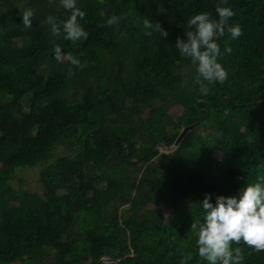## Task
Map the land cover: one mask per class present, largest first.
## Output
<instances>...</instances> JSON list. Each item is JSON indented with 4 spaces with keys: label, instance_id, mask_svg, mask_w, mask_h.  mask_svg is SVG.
<instances>
[{
    "label": "trees",
    "instance_id": "16d2710c",
    "mask_svg": "<svg viewBox=\"0 0 264 264\" xmlns=\"http://www.w3.org/2000/svg\"><path fill=\"white\" fill-rule=\"evenodd\" d=\"M22 1L0 7V264H207L189 234L198 201L264 180V0H228L243 31L220 39L229 77L207 94L172 45L217 0H77L89 36L75 42L51 34L47 18L70 15L60 0ZM143 16L168 37L145 36ZM42 163L43 195L12 187L17 168Z\"/></svg>",
    "mask_w": 264,
    "mask_h": 264
},
{
    "label": "clouds",
    "instance_id": "9594fccd",
    "mask_svg": "<svg viewBox=\"0 0 264 264\" xmlns=\"http://www.w3.org/2000/svg\"><path fill=\"white\" fill-rule=\"evenodd\" d=\"M60 3L70 15L62 22L49 16L47 22L51 34L62 35L63 39L73 42L87 40L89 33L80 23L86 12L77 6V0H60ZM215 14L200 11L191 15L184 36H177L172 45L180 56L196 65L193 82L203 94L209 92V85L223 84L229 77L220 57L231 52V47L225 44L222 52L220 39L226 34L230 39H237L243 31L239 24L228 23L235 15L228 0H217ZM19 15L24 28H30L33 10L23 9ZM119 20L120 17L111 16L107 23L118 24ZM140 24L147 37L157 35L160 40H165L169 35L160 21H153L148 16H143ZM54 58L57 62L64 59L59 45L54 48ZM68 60L71 65L83 66L77 57H68ZM198 203L201 215L193 219L189 234H196L197 252L207 264H243L242 249L233 247L241 241L256 251H264V180L244 184L235 195H216L214 201L212 193H205Z\"/></svg>",
    "mask_w": 264,
    "mask_h": 264
},
{
    "label": "rangeland",
    "instance_id": "374dc122",
    "mask_svg": "<svg viewBox=\"0 0 264 264\" xmlns=\"http://www.w3.org/2000/svg\"><path fill=\"white\" fill-rule=\"evenodd\" d=\"M22 0H8V4L0 3V7L8 8L9 5L16 6L17 4L22 5ZM18 6V5H17ZM16 6V7H17ZM184 74L186 73L185 70L182 71ZM165 152H169L166 148H163ZM54 153L56 156L63 155V154H70V151L67 149L66 145L59 144L55 147ZM46 163H42L35 167H19L16 169V174L12 179L9 180L10 184L13 188L19 190V189H25L30 192H36L41 195L44 194V188L40 181L41 177V171L44 169ZM162 203L166 202L165 199L161 200ZM166 210L165 212L172 213L173 208L171 205L167 204L165 205ZM53 260V259H52ZM49 262V261H48ZM54 263V260L51 262V264Z\"/></svg>",
    "mask_w": 264,
    "mask_h": 264
},
{
    "label": "water",
    "instance_id": "95a60500",
    "mask_svg": "<svg viewBox=\"0 0 264 264\" xmlns=\"http://www.w3.org/2000/svg\"><path fill=\"white\" fill-rule=\"evenodd\" d=\"M189 129L190 127H186L185 129H183V131L178 136L173 148H175L180 143V141L182 140V138L185 136V134L188 132Z\"/></svg>",
    "mask_w": 264,
    "mask_h": 264
},
{
    "label": "crops",
    "instance_id": "0c3cea01",
    "mask_svg": "<svg viewBox=\"0 0 264 264\" xmlns=\"http://www.w3.org/2000/svg\"><path fill=\"white\" fill-rule=\"evenodd\" d=\"M40 261H38V263L37 262L36 263H29V262H20V261H17V262H12L11 264H41L42 261L41 262Z\"/></svg>",
    "mask_w": 264,
    "mask_h": 264
},
{
    "label": "built area",
    "instance_id": "2783aa9c",
    "mask_svg": "<svg viewBox=\"0 0 264 264\" xmlns=\"http://www.w3.org/2000/svg\"><path fill=\"white\" fill-rule=\"evenodd\" d=\"M105 261H106L105 264H109V261H111V260L110 259H106Z\"/></svg>",
    "mask_w": 264,
    "mask_h": 264
}]
</instances>
